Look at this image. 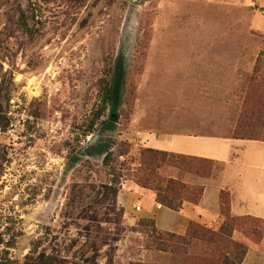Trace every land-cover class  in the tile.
Instances as JSON below:
<instances>
[{
  "label": "rangeland",
  "instance_id": "rangeland-1",
  "mask_svg": "<svg viewBox=\"0 0 264 264\" xmlns=\"http://www.w3.org/2000/svg\"><path fill=\"white\" fill-rule=\"evenodd\" d=\"M198 7L172 0H0V32L10 48L4 67L14 74L10 126L0 128V252L9 250L12 259L24 262L38 244L40 250L71 260L96 240L97 264H203L199 259L204 257L222 264L225 254L239 253L236 243L246 242L245 257L250 247L262 252L261 257L250 255L249 264H264V238L256 244L242 232L192 245L165 235L159 247V238L140 229L146 212L135 178L138 164L131 159L125 168L121 163L120 141L145 147L137 131L186 128L233 136L264 53V8L254 14L251 26L239 16L220 19L218 12ZM21 15L34 38L22 33ZM141 52L143 66L137 68ZM120 54L125 77L138 71L132 79L136 95L130 120L121 115L124 88L119 85V109L104 114L114 115L116 129L94 133L110 142L111 162L106 163V152L92 153L71 167L69 159L86 143L88 125L100 108L101 80ZM202 60L214 65H197ZM231 142L221 160L208 164L169 152L158 179L180 177L205 192L198 204L186 202L182 213L166 208L152 213L159 233L168 232V214L187 231L195 222L187 217L204 215L213 224L203 225L217 231L216 219L220 226L225 218L221 192L233 199L232 216L264 219V141ZM121 173L128 179L117 197L107 194L105 185ZM137 204L143 209L137 210ZM87 225L100 229L89 231Z\"/></svg>",
  "mask_w": 264,
  "mask_h": 264
},
{
  "label": "trees",
  "instance_id": "trees-1",
  "mask_svg": "<svg viewBox=\"0 0 264 264\" xmlns=\"http://www.w3.org/2000/svg\"><path fill=\"white\" fill-rule=\"evenodd\" d=\"M20 24L23 34H27L31 38L35 37V31L33 28H30L27 20L24 19V15H21ZM9 54L10 48L7 44V40L0 32V128L4 131L10 126L7 112L11 100L12 85L14 83V74L12 70L5 69L4 67V62ZM262 55H264V53H261L257 59L253 76L247 87L246 96L244 97L241 112L232 136L235 139L264 141V65L261 64ZM142 56L143 52H141V55L136 59L137 68H140L143 63ZM124 61L123 54H120L116 63L108 68V76L101 80L100 108L88 125L84 137L86 143L80 144L81 146L75 149L69 159L71 167L75 165L84 154H102L106 152L105 161L106 163L111 162L113 153L110 150V142L106 141L104 137L101 138L99 133H94L97 129H102L103 131H113L116 129L117 122L114 119V115L111 114L107 118H104V114L108 108L112 112H117L119 109L122 97V94L119 97V85L124 88L122 100L124 107L121 115L127 123L130 120L132 105L136 95L132 79L136 76L138 71L133 75L132 72H130L127 74V77H125ZM120 75L123 80L120 79ZM88 136H91V138L87 139ZM118 148L120 150V156L122 157L121 163L123 167L128 168L127 164H129L131 159L138 164V169L140 171L135 174L137 185L147 192L150 198L156 200L162 206L179 211L186 202L198 204L199 200L204 196L205 188L203 186L190 185L180 177L170 176L161 181L158 179L159 170L169 161V157L171 156L169 152L151 147L135 148L127 140L120 141ZM172 154L174 155L175 153ZM176 157L185 160H195L199 165L201 162L208 164L214 161L208 158L184 154H176ZM124 175L125 173L118 174L113 178L110 184L105 185L107 194H112L114 197H117L119 190L128 179ZM151 193L154 197H152ZM220 194L222 195L221 199L223 201L221 213L225 218L217 231L208 228L200 222H192L186 235L169 231L167 234H161L157 230V220L155 217H152L154 214L147 212L139 223L140 229L154 238H159L160 240L157 241L159 247H163V238L165 235L171 240H177V242L178 240H182L186 245H192L197 244L198 241L202 243V241L207 240L209 242H215L217 239L223 241L225 239L228 240V237H233L236 234H240V232H242L241 235H245L254 243H260L264 238V230L261 228V225L264 224V219L252 215L232 216L230 214L232 201L230 195L223 192ZM119 210L123 211L122 208ZM92 225H87L86 229L90 231L93 228H99V226L92 227ZM193 240H196V242ZM235 245L239 253H236L233 257H231L230 254H225L220 259L222 264H239V262L243 260L248 250V244H246V242H239ZM97 246L98 242L95 240L91 243L88 250L81 248L79 252L75 253L73 259L67 260L60 257L54 251L40 250V246L37 244L26 256L24 262L15 261L9 256V250L4 249L0 252V264H97L96 255L99 250ZM167 249V247L164 248V250ZM173 249H176V245ZM199 262H203V264H213L212 259L208 257L200 258Z\"/></svg>",
  "mask_w": 264,
  "mask_h": 264
},
{
  "label": "crops",
  "instance_id": "crops-1",
  "mask_svg": "<svg viewBox=\"0 0 264 264\" xmlns=\"http://www.w3.org/2000/svg\"><path fill=\"white\" fill-rule=\"evenodd\" d=\"M177 1H179V3L182 2L199 3L200 7L198 8H201L203 12H206L207 10H210L212 12L213 11L218 12L217 14H219V17L216 18H220V19H226L230 21L232 19V21H235L237 16H239L240 21L242 20L247 21L248 25L251 26H253L252 22H253L254 14L260 9L264 8V4H262L264 0H172V2H177ZM256 30L261 31V29H256ZM202 61L203 62L197 63V65H202V66L214 65V62H204V60ZM225 65L235 66L234 64L232 65L229 64V62L225 63ZM212 81L218 82L217 79ZM233 128L234 126L232 127V130ZM179 130L177 132L164 131L159 133L158 130L156 129L148 130V131L147 130L137 131L138 139L140 138V140H142L139 145L160 149L176 154H184L189 156L208 158L215 161V160H221L220 154L223 153V151L229 150V148L232 146L233 143L231 142L232 140L234 141L242 140V139H235L232 137V135L220 136L213 134L195 133L192 131H188V129L186 128L184 129L181 128ZM221 140H226V142H221ZM221 189H226V188L220 187L219 191ZM138 191L144 195L140 199V201L145 203L144 210L147 213H155L157 212V210L166 208L168 211H171L173 212V214H175L178 212L182 213L186 209L187 203H185L183 208L179 211H175L167 207H162V205L156 204L155 201L149 197L147 192L141 189ZM219 191H218V195H219ZM231 211L233 215H236L232 207H231ZM173 214H168L169 219H168V223L165 224L166 229L164 230L185 235L187 232V225L180 224L177 226L175 224V217L173 216ZM187 220L189 222L195 221L207 225L209 222L212 223L213 221V219H209L204 215H199L196 219L193 217H189V218L187 217ZM213 226L215 229L219 227L217 219H216V223ZM157 227H158V222H157ZM260 253L262 252L259 249L250 247L247 257H245L243 264H249L248 257H250V255L252 254L261 257Z\"/></svg>",
  "mask_w": 264,
  "mask_h": 264
},
{
  "label": "built area",
  "instance_id": "built-area-1",
  "mask_svg": "<svg viewBox=\"0 0 264 264\" xmlns=\"http://www.w3.org/2000/svg\"><path fill=\"white\" fill-rule=\"evenodd\" d=\"M136 209L140 211V210L143 209V206H142L141 204H137V205H136Z\"/></svg>",
  "mask_w": 264,
  "mask_h": 264
}]
</instances>
